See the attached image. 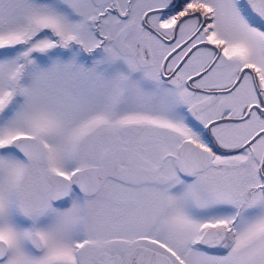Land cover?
Masks as SVG:
<instances>
[{
	"label": "snow or ice",
	"instance_id": "1",
	"mask_svg": "<svg viewBox=\"0 0 264 264\" xmlns=\"http://www.w3.org/2000/svg\"><path fill=\"white\" fill-rule=\"evenodd\" d=\"M0 264H264V0H0Z\"/></svg>",
	"mask_w": 264,
	"mask_h": 264
}]
</instances>
